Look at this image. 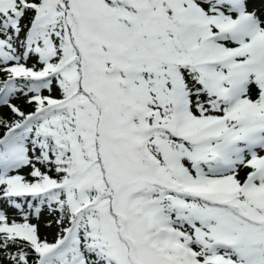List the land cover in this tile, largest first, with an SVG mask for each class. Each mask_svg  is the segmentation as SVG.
<instances>
[{
    "label": "snow or ice",
    "instance_id": "6c2138e0",
    "mask_svg": "<svg viewBox=\"0 0 264 264\" xmlns=\"http://www.w3.org/2000/svg\"><path fill=\"white\" fill-rule=\"evenodd\" d=\"M0 264H264V0H0Z\"/></svg>",
    "mask_w": 264,
    "mask_h": 264
},
{
    "label": "rangeland",
    "instance_id": "374dc122",
    "mask_svg": "<svg viewBox=\"0 0 264 264\" xmlns=\"http://www.w3.org/2000/svg\"><path fill=\"white\" fill-rule=\"evenodd\" d=\"M33 222H35V221H33ZM41 235L42 236L44 235V229L43 228H41ZM48 238L52 239V234L51 233L48 234Z\"/></svg>",
    "mask_w": 264,
    "mask_h": 264
},
{
    "label": "trees",
    "instance_id": "16d2710c",
    "mask_svg": "<svg viewBox=\"0 0 264 264\" xmlns=\"http://www.w3.org/2000/svg\"><path fill=\"white\" fill-rule=\"evenodd\" d=\"M51 240V238H49Z\"/></svg>",
    "mask_w": 264,
    "mask_h": 264
}]
</instances>
